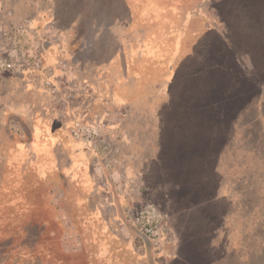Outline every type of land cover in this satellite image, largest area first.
Listing matches in <instances>:
<instances>
[{
  "label": "rangeland",
  "instance_id": "obj_1",
  "mask_svg": "<svg viewBox=\"0 0 264 264\" xmlns=\"http://www.w3.org/2000/svg\"><path fill=\"white\" fill-rule=\"evenodd\" d=\"M4 62L0 264H264V0H0Z\"/></svg>",
  "mask_w": 264,
  "mask_h": 264
},
{
  "label": "built area",
  "instance_id": "obj_2",
  "mask_svg": "<svg viewBox=\"0 0 264 264\" xmlns=\"http://www.w3.org/2000/svg\"><path fill=\"white\" fill-rule=\"evenodd\" d=\"M14 65L15 62L0 63V67L11 68ZM161 219L162 214L159 209L154 205H149L141 210L134 223L143 235L154 242H159L164 234V227Z\"/></svg>",
  "mask_w": 264,
  "mask_h": 264
},
{
  "label": "trees",
  "instance_id": "obj_3",
  "mask_svg": "<svg viewBox=\"0 0 264 264\" xmlns=\"http://www.w3.org/2000/svg\"><path fill=\"white\" fill-rule=\"evenodd\" d=\"M53 135H54V133L52 132L51 137H52ZM48 142H51V140L48 141ZM123 224H126V226H127L128 229L131 227V222L128 221L127 219H126L125 221H123ZM1 238H2V237H1Z\"/></svg>",
  "mask_w": 264,
  "mask_h": 264
},
{
  "label": "crops",
  "instance_id": "obj_4",
  "mask_svg": "<svg viewBox=\"0 0 264 264\" xmlns=\"http://www.w3.org/2000/svg\"><path fill=\"white\" fill-rule=\"evenodd\" d=\"M207 27H209V26H207ZM208 29L206 28V31H207Z\"/></svg>",
  "mask_w": 264,
  "mask_h": 264
}]
</instances>
